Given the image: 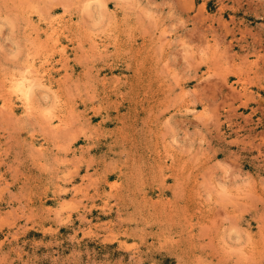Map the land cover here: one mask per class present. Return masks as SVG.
Returning a JSON list of instances; mask_svg holds the SVG:
<instances>
[{
  "label": "rangeland",
  "instance_id": "obj_1",
  "mask_svg": "<svg viewBox=\"0 0 264 264\" xmlns=\"http://www.w3.org/2000/svg\"><path fill=\"white\" fill-rule=\"evenodd\" d=\"M0 264H264V0H0Z\"/></svg>",
  "mask_w": 264,
  "mask_h": 264
},
{
  "label": "bare ground",
  "instance_id": "obj_2",
  "mask_svg": "<svg viewBox=\"0 0 264 264\" xmlns=\"http://www.w3.org/2000/svg\"><path fill=\"white\" fill-rule=\"evenodd\" d=\"M28 83H29V82H28ZM28 83H27V84H28ZM28 87H29V85H28ZM26 89H27V87H26ZM25 91H26V90H25Z\"/></svg>",
  "mask_w": 264,
  "mask_h": 264
}]
</instances>
